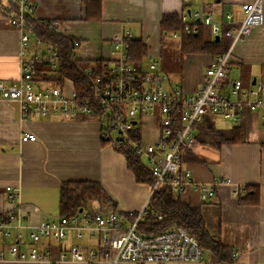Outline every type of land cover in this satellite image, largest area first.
Wrapping results in <instances>:
<instances>
[{"label": "crops", "instance_id": "obj_1", "mask_svg": "<svg viewBox=\"0 0 264 264\" xmlns=\"http://www.w3.org/2000/svg\"><path fill=\"white\" fill-rule=\"evenodd\" d=\"M9 1L2 0V3L7 6ZM32 1L35 5V19L58 20V32L81 42L74 53L86 67L89 68L90 62L96 60L111 64L115 62L118 54L110 37L130 32L133 40H140L146 47L142 67L147 69L149 63L160 62L168 82L189 93L200 87L205 71L216 55L182 53L183 38L174 40L171 36L179 30L164 31L161 25L163 16H182L184 12L204 10L206 15L212 16L213 22L220 24L223 33L226 24L230 28L227 32L237 30L245 18L243 6L254 2L104 0L100 19L88 20L82 0ZM228 14H231L230 20L226 18ZM201 26L206 41L216 40L211 27L204 24ZM208 27L210 34L207 32ZM168 39L176 42V50L182 56L164 55ZM153 56L157 59L148 63V58ZM235 71L239 72L237 78L233 77ZM227 74L231 80L240 79L245 88L253 85L254 78L264 79V23L236 44ZM172 77L177 80L176 84L172 83ZM19 80L20 31L13 26L0 6V82L15 84ZM40 81L43 80L40 78ZM41 83L46 85L48 81ZM66 84L71 92L73 81L67 80ZM210 115L213 116L214 126L222 130L239 127L242 140L217 147L200 143L196 139L192 149L195 161H183V165L192 171L195 184L188 186L183 194L176 195L183 202L201 210L206 227L214 239L232 253L239 251L238 264H264V109H243L237 123L220 115ZM203 121L197 126V136ZM223 121L226 123L223 124ZM102 130V120L98 113L79 115L75 119L61 115L23 119L17 103L0 98V215L8 214L13 209V204L7 198L8 185L19 190L23 205L21 211L28 216L24 223L36 225L41 220L56 221L61 217L60 192L63 183L94 181L103 186L107 199L97 202L98 207L95 209L88 207L92 203L89 202L79 212L114 210L125 222H132L133 215L130 213L139 212L149 203L152 186L136 180L124 152L116 148L114 143L104 142ZM142 131L144 137L146 127ZM24 132L34 133L38 139L22 142L20 137ZM214 182L215 195L203 200L199 186ZM235 188H238V194H235ZM24 231L25 237H28L29 230ZM74 243L89 248L95 246L97 241L87 233L81 240L70 233L64 245L66 247ZM207 251L214 259L212 253ZM0 264L45 263L17 262L8 257Z\"/></svg>", "mask_w": 264, "mask_h": 264}, {"label": "built area", "instance_id": "obj_2", "mask_svg": "<svg viewBox=\"0 0 264 264\" xmlns=\"http://www.w3.org/2000/svg\"><path fill=\"white\" fill-rule=\"evenodd\" d=\"M13 1L17 11L8 17L20 31V80L15 84L0 82V98L17 103L23 119L49 115L75 119L79 115L98 113L102 120V137L112 143L120 141L130 146L152 172L155 182L150 198L162 187L181 195L188 186L195 184L192 171L183 165L182 156L196 144L197 126L206 115H220L237 123L243 109H264V79L256 78L250 88H245L240 79L231 80L227 74L236 44L264 23L263 0L243 6L244 20L237 30L227 32L232 38L231 45L214 57L195 92H185L171 85L158 61L149 63L147 69L133 65L128 54L133 35L125 32L110 37L118 57L109 66L107 80L97 78L90 97H79L75 84L69 92L67 78L60 85L39 82L37 65L48 63L57 69L59 56L51 46L35 37L32 28L26 24V16H33L35 11L33 1ZM226 18L230 20L231 14ZM48 20H45L46 25H49ZM182 21L183 29L171 34L174 40L198 33L199 23L211 27L215 39L221 37L220 24L213 22L212 16L206 15L204 10L184 12ZM59 25L58 20L51 24L56 31ZM73 44L76 49L81 42L76 39ZM150 125H153L154 133L150 141L145 142L142 129ZM133 132L139 133L137 138ZM37 139V135L30 132H24L20 137L22 142ZM215 184L199 186L203 200L215 195ZM6 190L13 209L0 215V262L9 257L17 262L45 264H238L239 251H233L228 263L217 261L208 255L195 235L182 227L153 235L140 233L137 225L148 213L149 203L139 212L130 213L134 217L132 222H125L114 210H83L56 221L41 220L31 225L24 223L28 216L21 211L23 205L18 188L8 185ZM234 192L238 194V188ZM158 217L162 218V214L158 213ZM25 229L29 230L28 237H25ZM70 233L78 240L87 233L97 244L89 248L77 243L65 247L64 241ZM8 240H12L11 243Z\"/></svg>", "mask_w": 264, "mask_h": 264}, {"label": "trees", "instance_id": "obj_3", "mask_svg": "<svg viewBox=\"0 0 264 264\" xmlns=\"http://www.w3.org/2000/svg\"><path fill=\"white\" fill-rule=\"evenodd\" d=\"M104 0H82L85 6V17L88 20H99L102 12ZM9 5H4L0 0L6 15L13 16L17 11L16 3L10 0ZM47 19H35L31 15L26 16V24L31 27L35 37L40 38L47 45L51 46L59 56V66L52 69L48 63L37 65L38 75L43 81H53L62 84L64 79L72 80L75 84L79 97H90L96 88V80L99 77L106 78L110 62L96 60L90 62L89 68L80 62L74 53L73 38H69L56 31L52 26L53 20L49 19V25L45 24ZM164 31H180L183 29L181 14L164 15L161 21ZM202 24H198V34H188L183 37L181 44L182 53H211L218 55L225 52L231 45L232 38L227 35L229 25H224L223 33L218 41L204 39ZM129 61L136 67H141L143 57L146 55V47L140 40H131L128 48ZM234 55V53H233ZM233 59V57H232ZM110 63V64H109ZM232 63V62H231ZM88 71H92L89 73ZM197 141L208 143L220 147L224 143L238 142L242 140V131L239 127L232 130H222L213 124V116H205L203 123L199 126ZM139 134V133H138ZM138 134L133 132L134 137ZM104 142L111 140L103 139ZM114 146L124 152L128 160V166L138 182L154 185L155 177L147 169L143 161L135 155L127 144L120 141ZM187 149L182 156V162L195 161L192 151ZM194 157V158H193ZM257 193V191L255 190ZM60 214L63 216H73L81 208H84L89 201L101 202L107 199L103 186L94 181H74L66 182L61 186L60 192ZM162 214V218L158 217ZM134 220V217H131ZM175 227H182L195 235L201 244L207 248L214 259L228 263L232 259V252L220 241L214 239L209 233L203 214L198 207H194L188 202H183L179 196L169 192V188L157 189L150 198L148 213L143 216L137 225V230L144 235H153L164 232Z\"/></svg>", "mask_w": 264, "mask_h": 264}, {"label": "rangeland", "instance_id": "obj_4", "mask_svg": "<svg viewBox=\"0 0 264 264\" xmlns=\"http://www.w3.org/2000/svg\"><path fill=\"white\" fill-rule=\"evenodd\" d=\"M207 32L210 34V29H209V27L207 28ZM175 51H176V53H175ZM166 54H170V55H176V54H179L180 56H182V53H180V52H177V50H176V42H173V41H171V40H167V44H166V47H165V49H164V55H166ZM184 57V56H183ZM155 59H157L155 56H153L152 58H148V63L150 62V61H153V60H155ZM233 77L234 78H237V77H239V72L238 71H235L234 73H233ZM173 78V82L172 83H174V84H176V81L177 80H175V77H172ZM260 78V77H259ZM260 79H262V78H260ZM220 123H222V120H220L219 121ZM224 123H226V122H224L223 121V124ZM146 133L144 134V140L145 141H150V139L152 138V134L154 133V129H153V125L151 126L150 125V127H146ZM114 136H115V134H114ZM89 202H92V203H89ZM88 203H89V205H88V207H90L91 209H95L96 207H98V204H97V202L96 201H89Z\"/></svg>", "mask_w": 264, "mask_h": 264}, {"label": "water", "instance_id": "obj_5", "mask_svg": "<svg viewBox=\"0 0 264 264\" xmlns=\"http://www.w3.org/2000/svg\"><path fill=\"white\" fill-rule=\"evenodd\" d=\"M218 39H219V37L217 36V37H216V40H218ZM255 81H256V78L253 79V82H252V83L254 84Z\"/></svg>", "mask_w": 264, "mask_h": 264}]
</instances>
